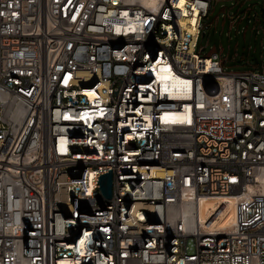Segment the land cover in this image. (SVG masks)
<instances>
[{
	"label": "built area",
	"instance_id": "built-area-1",
	"mask_svg": "<svg viewBox=\"0 0 264 264\" xmlns=\"http://www.w3.org/2000/svg\"><path fill=\"white\" fill-rule=\"evenodd\" d=\"M230 1L0 0V264H264V66L204 44Z\"/></svg>",
	"mask_w": 264,
	"mask_h": 264
},
{
	"label": "rangeland",
	"instance_id": "rangeland-1",
	"mask_svg": "<svg viewBox=\"0 0 264 264\" xmlns=\"http://www.w3.org/2000/svg\"><path fill=\"white\" fill-rule=\"evenodd\" d=\"M226 7V10H223ZM263 3L257 0L243 2H220L210 15L204 44L208 42L206 52L214 47L224 48L223 57L227 59V71H245L264 66V28L258 23ZM241 19L231 27L230 17ZM219 21L217 22V18Z\"/></svg>",
	"mask_w": 264,
	"mask_h": 264
},
{
	"label": "water",
	"instance_id": "water-1",
	"mask_svg": "<svg viewBox=\"0 0 264 264\" xmlns=\"http://www.w3.org/2000/svg\"><path fill=\"white\" fill-rule=\"evenodd\" d=\"M261 15L264 16V8L261 10ZM112 182H113V176L112 173H109L103 177H101V191L103 195L110 199L112 197Z\"/></svg>",
	"mask_w": 264,
	"mask_h": 264
},
{
	"label": "trees",
	"instance_id": "trees-1",
	"mask_svg": "<svg viewBox=\"0 0 264 264\" xmlns=\"http://www.w3.org/2000/svg\"><path fill=\"white\" fill-rule=\"evenodd\" d=\"M255 67H259V64L257 63V65Z\"/></svg>",
	"mask_w": 264,
	"mask_h": 264
}]
</instances>
